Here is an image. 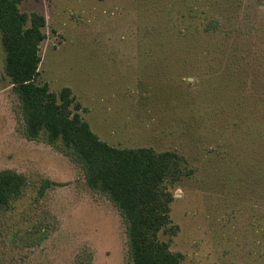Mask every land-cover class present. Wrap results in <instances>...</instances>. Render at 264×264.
Listing matches in <instances>:
<instances>
[{"label": "rangeland", "instance_id": "obj_1", "mask_svg": "<svg viewBox=\"0 0 264 264\" xmlns=\"http://www.w3.org/2000/svg\"><path fill=\"white\" fill-rule=\"evenodd\" d=\"M47 20L41 83L70 88L118 149L175 152L168 181L181 264H264V0H24ZM0 30V172L22 174L0 208V264H132L127 224L81 159L28 140ZM46 180L57 184L44 189Z\"/></svg>", "mask_w": 264, "mask_h": 264}, {"label": "trees", "instance_id": "obj_2", "mask_svg": "<svg viewBox=\"0 0 264 264\" xmlns=\"http://www.w3.org/2000/svg\"><path fill=\"white\" fill-rule=\"evenodd\" d=\"M23 1L0 0V30L5 72L20 102L25 137L39 140L45 133L51 145L61 142L81 159L87 184L107 194L127 224L132 264H181L182 255L172 252L170 241H163L161 234L174 237L179 232L171 218L174 194L167 182L181 179L184 159L175 152L110 146L74 111L82 107L70 88L57 94L41 83L40 46L46 39L47 20L39 12L21 11ZM25 186L22 174L1 171L0 208L17 198ZM53 186L57 184L46 180L44 189Z\"/></svg>", "mask_w": 264, "mask_h": 264}]
</instances>
